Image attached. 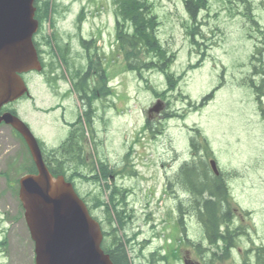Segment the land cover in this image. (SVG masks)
Wrapping results in <instances>:
<instances>
[{
    "label": "rangeland",
    "instance_id": "rangeland-1",
    "mask_svg": "<svg viewBox=\"0 0 264 264\" xmlns=\"http://www.w3.org/2000/svg\"><path fill=\"white\" fill-rule=\"evenodd\" d=\"M47 1L42 0L41 6ZM52 1L58 4L56 26L44 22L42 36H55L66 59L61 53L52 55L56 47H48L46 59L54 74L45 68L27 76L31 96L12 104L11 109L44 143L48 157L69 138L73 131L69 123L84 126L88 164L93 167L92 162L101 160L110 171L107 178L93 181L81 175H72L71 179L88 202L96 194L107 201L102 190L119 187L134 191L128 198V213L123 212L125 217L130 215V220L121 233L115 231L116 236L128 238L132 262L158 264L154 253L159 252L165 263L185 264L188 252L191 264H243L248 259L247 250L264 254V102L259 109L256 98L246 94L245 81L252 73L250 57L255 51L248 35L255 28L242 15L246 0H209L195 40L188 31L190 17L183 0H152L160 19L158 37L173 59L170 71L182 77L173 92H169V82L158 69H143L142 76L128 69L116 39L113 0ZM247 1L264 30V0ZM82 9L85 17L79 20ZM77 71L84 79L80 75L74 78ZM105 81L109 93L101 100L88 98L94 103L93 119L91 125L84 121L82 125L81 117L85 119L87 112L72 85L76 89V83H84L88 91L93 86L99 90ZM212 90L214 99L204 102L202 98ZM156 91L165 92V97H157ZM158 100L166 106L162 114L163 108L153 114L149 130L148 111ZM63 108L69 123L62 120ZM194 138L208 142V161L215 159L227 178L229 199L225 208L231 214L227 235L229 241L234 236L232 251L231 244H223V240L216 248L212 246L199 215L188 219L193 208L185 204L188 208L181 210L183 195L177 199L169 189L173 170L168 166L176 167L194 157ZM31 167L24 140L12 127L0 124V242L6 241V247L0 245V264H35L34 242L18 194L19 179ZM90 167L78 164L76 168L93 176L95 171ZM134 167L138 175L131 178ZM117 199L127 201L122 195ZM90 205L93 215L104 221V230L112 233L117 225L109 223L104 207ZM182 217L188 220L186 234L179 224Z\"/></svg>",
    "mask_w": 264,
    "mask_h": 264
},
{
    "label": "trees",
    "instance_id": "trees-1",
    "mask_svg": "<svg viewBox=\"0 0 264 264\" xmlns=\"http://www.w3.org/2000/svg\"><path fill=\"white\" fill-rule=\"evenodd\" d=\"M42 0H36L35 5L37 6V18L41 23V29L44 22H52V25L56 26L55 12L58 10V4L52 0H48L41 6ZM54 4H53V3ZM115 5V13L117 16V32L116 39L124 51L125 58L128 61V69L130 71H136L142 76L141 71L156 70L163 72L166 76L167 82H169V92L176 90L177 84L182 80V77H176L170 71L171 63L173 59L167 53V50L161 44L158 37V29L160 26V19L157 16L154 4L152 0H113ZM247 3L245 12L242 13L244 17L252 23L251 33L248 32L249 38L254 41L255 51L250 58V64L252 66L251 76H247L245 82L247 83L248 92L250 96L255 95L260 109L264 102V30L260 26L258 20H255L252 14V8L250 3ZM184 6L187 13L190 16V22L188 24V31L193 40L199 35L200 27L199 21L203 11L208 10L209 0H184ZM84 9L79 14L78 19H84ZM40 35V32L38 33ZM38 35V36H39ZM37 36V45L39 46L40 53L42 52L43 46L46 50L49 47L55 48L51 53L57 56L61 53L62 57L66 59L65 54L62 52L61 45L58 44L57 38L50 36ZM42 36V38H41ZM42 42V43H41ZM87 42H85L86 44ZM44 50V49H43ZM60 55V54H59ZM44 67L49 69L50 74L53 70L50 65L44 62ZM79 71L75 73L74 78L79 77ZM97 74L101 75L99 72ZM57 77H54V80ZM81 80L84 79L81 75ZM76 90L80 93H87L88 88L83 83L78 86L76 83ZM251 90L253 95L249 92ZM101 92V97L109 93L106 81L105 86L98 90V87L93 88V97L96 99L97 92ZM165 92L156 91L157 97L164 98ZM215 91L210 92L202 99L204 102L214 99ZM184 100L188 99L189 104L192 101L187 97L183 96ZM92 102L89 103L90 106ZM195 104V103H194ZM264 109V108H263ZM91 111L86 114L85 119L81 117L82 121L87 122L91 125L92 122V107ZM80 125V124H79ZM83 125V124H82ZM148 129H152V122L148 120ZM78 132V133H77ZM199 134V130H196ZM77 134V135H76ZM85 128L84 126H78L77 129L71 132V136L68 141L64 142L57 150L51 152L53 154L49 157L46 156V163L49 166L50 171L54 175H64L67 180L72 181L71 176L81 175L86 180L100 179L101 177L107 178L109 175V166L103 163L101 160L99 163L93 164L90 167L86 160L84 142H85ZM202 139V138H201ZM192 147L194 150V157L191 161L184 163L177 173H174L175 179L183 191V195H186V203L190 208H193V213L199 215L203 222L206 234L208 235L209 242L213 245H219L220 240H223V244H232V238L229 241L227 232L231 223V214L226 211L225 206L228 204V184L227 178L224 173L214 175L208 164V159L211 157V150L208 142L204 139L197 142L196 139L191 140ZM74 163L77 165L73 167ZM79 165L89 166L95 171V175H84L76 167ZM36 172V167L32 162L31 169L28 173ZM68 175V173H70ZM131 174V172H130ZM132 175V174H131ZM106 192L107 201L102 199V196L98 194L94 195L92 200L87 203L90 209L104 207L107 214L109 223H115L117 227L113 229L112 233H106L103 242V249L108 253L114 264H134L129 257L127 250L128 238L124 235H115V231L121 233V228L125 225V222L130 220L129 214L127 217L123 216V212H128L127 206L117 199L118 195L124 196L125 190H108ZM93 210V209H92ZM225 227L222 231L221 227ZM108 236L111 237V241L108 243ZM1 246L6 247V243H0ZM226 249V248H225ZM162 259L157 258L158 264H162ZM152 261H155L153 258ZM151 262V261H149ZM148 262V263H149ZM144 264V263H140Z\"/></svg>",
    "mask_w": 264,
    "mask_h": 264
},
{
    "label": "water",
    "instance_id": "water-1",
    "mask_svg": "<svg viewBox=\"0 0 264 264\" xmlns=\"http://www.w3.org/2000/svg\"><path fill=\"white\" fill-rule=\"evenodd\" d=\"M35 0H0V111L3 106L29 94L24 73L41 71L34 44L39 29ZM158 102L150 113H159ZM15 128L25 139L37 173L20 179L19 197L35 242L36 264H114L102 248L101 225L62 175H53L29 126L11 112L0 123ZM212 166L219 173L216 162Z\"/></svg>",
    "mask_w": 264,
    "mask_h": 264
},
{
    "label": "flooded vegetation",
    "instance_id": "flooded-vegetation-1",
    "mask_svg": "<svg viewBox=\"0 0 264 264\" xmlns=\"http://www.w3.org/2000/svg\"><path fill=\"white\" fill-rule=\"evenodd\" d=\"M42 57H43V54H42ZM90 96L89 95H82L80 98H81V102L84 104V105H87L89 104L90 102L88 101V98ZM8 107V106H7ZM9 108H6V109H3V111L7 110ZM65 114H66V110L63 109V115H62V120L65 121V122H68L66 121L65 119ZM69 123V122H68ZM71 126V124H70ZM73 128V127H72ZM168 186H169V189L171 191H175L176 189H181L180 185H170L168 183ZM182 190V189H181ZM182 204V202H180ZM125 205H129V201L127 200L126 202H124ZM262 249L264 250V247H262ZM246 254L248 256V259H246L243 264H264V254H262L261 252H253L251 250H247L246 251ZM185 258L186 260H189V264H191L192 262L191 261V258L189 257L188 255V252H187V256L185 255ZM255 258V259H254ZM195 264H201L200 262L199 263H195Z\"/></svg>",
    "mask_w": 264,
    "mask_h": 264
}]
</instances>
